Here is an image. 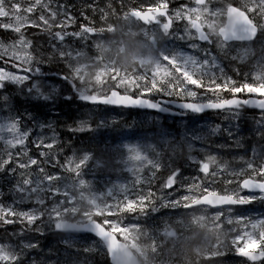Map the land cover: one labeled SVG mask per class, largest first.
Wrapping results in <instances>:
<instances>
[{"label":"snow or ice","instance_id":"1","mask_svg":"<svg viewBox=\"0 0 264 264\" xmlns=\"http://www.w3.org/2000/svg\"><path fill=\"white\" fill-rule=\"evenodd\" d=\"M195 6L187 4L172 9L169 0H158L152 6H148L146 10L133 8L124 13L125 18H134L145 25L161 26L162 33L167 36L185 37V33L190 37H195L200 44H208L215 36L220 46L227 42L235 40L249 41L255 40L253 30L257 34L264 32V0H242L239 7L229 4L223 12L214 11L210 5L212 0H193ZM95 9V5H87ZM39 11L38 20L40 23L29 20V16ZM47 12L48 15H44ZM85 19H88L86 13H81ZM0 17H14L15 23H2L0 28L15 32L17 36L12 39L10 44H0V60L14 61L13 67H18L24 74H14L9 71L0 70V85L6 80L27 81L30 73L33 71V64L37 65L42 59L36 58L28 49L33 48V42L28 40L22 29L25 25L29 27H42L44 31L50 33L52 48L59 54L61 60L68 65L69 72L65 75V79L72 77L73 83L77 85V81L81 85H85V81L89 77L85 73H90L91 79L98 81L101 86L100 90L96 88L81 89V96L88 97L93 102L116 104L120 106H147L152 108L156 101L145 98L150 97L153 93H159L162 96L179 98H192V102H184V108L192 111H199L195 98L198 93L189 88V85L195 86V89H203L212 93L216 99L208 100L207 107L215 110L227 109L238 101H250L252 99L264 101V67L260 64L255 65L252 73V81L247 79L243 82H237L233 78L223 79V82L209 77L205 79L198 75L199 69L195 66L192 70L181 68L180 64L170 56L162 55L160 61L155 67L149 71L126 72L115 65H109L102 58L96 55H90L85 51L91 45L89 41L93 34L103 33L114 29V25L109 24L106 28L96 29L89 25H81L79 31H68L71 23L75 20V16L70 10V6L61 3L60 0H31L26 6L17 3L16 0H0ZM60 17H64L63 20ZM177 22H186L182 31L173 34L174 25ZM53 28H60L61 31L52 32ZM73 41L83 42V47H74ZM250 43V41H249ZM95 46L98 43L95 42ZM191 47L192 45L189 44ZM204 57L214 56L215 53L211 48L207 52L202 53ZM88 57L87 61H83L82 57ZM150 73V74H149ZM107 81L112 83L108 85L107 91H103V86ZM123 86L124 91L119 89ZM135 91V95L133 94ZM229 92L232 98H222L219 93ZM244 93L245 97H239L238 94ZM259 93L260 95H256ZM171 106V100L162 101ZM11 139L7 140V153L0 157V170L15 162L16 166L22 171L35 169L40 173L43 182L49 186V194L54 198L59 195L58 184L61 182V174L52 171L50 173L45 170V163L49 168H61L79 179L81 170L85 166L86 157L66 159L61 162L60 156L57 154V145L52 141H32L31 145L38 150V155H30L28 147L29 140L25 135H20L16 124H12L8 128ZM16 150V151H13ZM6 157V158H5ZM24 158H27L25 161ZM136 161V171L140 182L129 193L126 198H122L114 204H102L92 213L90 221L94 218H103L95 220V229L98 235L107 243L110 254L114 253L118 247V241L123 237L129 236L134 229H139L138 225L131 227L125 226L121 220L125 216H141L147 215L150 210L157 207L161 209H179L185 210L199 207L218 209L215 211V217L218 224H222L225 219L228 223L235 222L243 225L246 229L249 225L244 217L233 218L230 216L228 209L231 206L243 205L250 203L255 197H244L238 191H225L218 193L211 189L207 183H196L200 177H194L193 182L189 185H180L186 187L189 194L182 195L177 199H169L168 196L177 191L176 182L178 173L172 172L169 177L157 181L159 166L153 164L147 159L136 154L131 157ZM39 165V167H38ZM141 170L143 176H141ZM147 170V171H145ZM228 171L227 162L221 163L216 157H210L203 161L198 168V172L203 174V180L214 183L217 177ZM234 177H244L240 180H228V184L238 183L240 189H259L264 191V164H257L249 161L246 169L240 171L229 172ZM143 177H147L145 181ZM66 178L63 177L65 183ZM29 180L24 179V184L28 185ZM81 183H84L81 180ZM159 189V191H157ZM193 192H199L200 195H193ZM63 195L68 197L70 194L65 189ZM198 203L194 204L193 201ZM222 201V204L215 203ZM69 199L65 198L62 207H53L52 213L54 218L59 220L61 212L68 211L67 205ZM228 206V207H224ZM228 213L227 217L225 213ZM16 213L0 208V224H11L15 222ZM42 219L43 217H39ZM115 218V219H113ZM26 221L25 227H35L33 221L37 217L23 216ZM63 227V225H59ZM252 229H257L255 225H251ZM236 231V230H235ZM171 235V233H166ZM153 250L156 251V242L153 241ZM229 251H234L237 256L246 258L255 262L257 258L264 260V224H260L257 232L244 231L238 234L231 241V246L226 244L224 247L217 249L206 258L223 257ZM115 259V256H113ZM15 257L0 253V264H15Z\"/></svg>","mask_w":264,"mask_h":264},{"label":"trees","instance_id":"2","mask_svg":"<svg viewBox=\"0 0 264 264\" xmlns=\"http://www.w3.org/2000/svg\"><path fill=\"white\" fill-rule=\"evenodd\" d=\"M95 1L97 0H60L61 3L70 6V10L75 16V20L71 23L68 31H70V29L78 31L80 30L81 25H89L96 29L106 28L109 23L113 21L112 18H121V14H124L127 11L129 4L141 8L140 6L134 5V0L133 3L132 0H112L109 2V5L116 9L115 11H112L109 7L99 9L100 6H97ZM27 2L29 3L30 1ZM87 5H95V9L87 7ZM98 11L102 12L107 18V21L104 23L105 26L100 23L104 16ZM82 12L86 13L88 19L84 18V15L81 14ZM40 30L43 32L42 34H39ZM22 31L28 40H33V48H40L39 40L47 39V34L42 29L27 27L22 29ZM16 36L17 34L15 32L0 29V38L6 42H12V39ZM35 40H38V42ZM90 42L91 40L89 41V44H91ZM79 47H83V43ZM86 50H89L96 55L99 53L97 50L92 51L90 47L86 48L85 51ZM40 58L43 60L44 64L42 65L45 68L43 70L48 69L50 70V73H60L59 75H64V77L68 74L69 69L65 61L64 68L54 65L57 61L52 54V51L40 52ZM53 60V65H47L53 62ZM82 60L87 61L88 57H82ZM232 63L236 62H231L230 66ZM249 63L250 62L247 61L242 64H236L247 65ZM230 66L228 67V70H230ZM232 78L238 83L243 82L246 79L251 82L249 76L243 78L242 75L237 73H232ZM229 95H231V93L223 92V96ZM2 96H5L15 107L20 101L30 99L27 93L19 90L5 89L3 92H0V100L2 99ZM29 101L31 102V100ZM50 105L52 106V111L55 112L51 119L55 118V125H53V128L54 133L57 136V154L60 156L61 162L65 161L72 152H87L90 153V157L88 161L85 162V166L81 170L79 179H77L74 174H70L59 167L53 169L45 165L46 171L49 172L52 170L60 173L62 175V181L63 177L66 178L65 185L68 187V192L70 194L69 198L72 200L67 206L69 209L68 212L73 213L75 216H81L85 213L91 217L92 213H94L100 205L114 204L122 199L119 197L117 198V201H113V197L106 194L108 188L104 187L103 183L108 184L112 182L114 176L120 172L118 170L119 156L117 154V146L120 144L119 142L127 136L139 137L141 134L140 126L129 124L124 127L118 123V119L121 117L118 118L117 111L108 108L93 109L86 104L78 102L75 98L69 100L57 98L52 101ZM36 108L42 118L49 116V110L46 109L45 104L38 103ZM129 116L132 117V114H123V118L126 117L125 119L127 121ZM77 121H85L87 122V125L83 128H79L76 126ZM120 122H123V119ZM251 127H255L260 134V141L255 137L250 138L248 141H245V146H241L240 149H234L231 146L229 149L231 153H236V150H243L244 153H264V123L256 121L251 122ZM155 175H157V181H153V183H159V181H161L160 174L158 173ZM143 179L146 181L147 177ZM81 180H83L84 183H81ZM201 182L206 183L205 180H197V183ZM12 189L13 187L11 183L8 185H0V205L4 206L6 209L9 207L7 203H11L13 198V193L10 192ZM132 189L133 188H131L129 192ZM157 191H159V189H157ZM198 194L200 193L198 192ZM32 205V199H29L28 201L22 202V204H15L13 210L27 213ZM197 212L198 210H185L183 208L173 210L157 207L154 210H150L147 215H129L123 217L122 220L127 222L126 219H130V223H133L132 225L139 226V229H135L133 231L134 235H130L129 238L140 247V242L145 241V239L151 240L154 238V240L159 243L163 240L162 222L166 220L175 221L178 218L187 220L189 218V213L194 214ZM94 219L102 220L103 218ZM148 222H151V225L146 227ZM1 225L2 224H0V228H3L2 230H8L6 228L7 226ZM25 225L26 223H23L22 226L24 229H27L28 227H25ZM60 240H64L65 244L62 245ZM43 244H47V246L53 250L52 253H50V257L43 258L40 256L37 258L32 256L27 259L25 264H46L48 261L47 259L56 258L60 253L62 255L60 264H109L102 246L91 237H63L52 233L51 236H47L46 241ZM152 252L153 251L150 250L145 252L146 255L142 259L143 264H161L163 260L165 262L168 260H175L176 262L184 261V256L189 257L192 255L190 250H185L184 252L178 250L165 252L164 249L156 248V252L154 254H152ZM16 264H22V261L18 260Z\"/></svg>","mask_w":264,"mask_h":264},{"label":"rangeland","instance_id":"3","mask_svg":"<svg viewBox=\"0 0 264 264\" xmlns=\"http://www.w3.org/2000/svg\"><path fill=\"white\" fill-rule=\"evenodd\" d=\"M122 1H129V0H122ZM141 1V5L145 6L143 4V2H147L148 0H140ZM175 0H169V3L172 4L174 3ZM190 3L187 4L189 6H195L193 0H189ZM109 0H100L95 2V4L97 6H102L101 9H103V7H109L110 10L115 11V7H112L111 5H109ZM153 3H157L158 0H152ZM212 2L217 3V4H211L210 7L216 11V12H222L224 11V6L225 4H227L226 0H212ZM184 5V4H182ZM181 6V5H180ZM174 6H171L172 9ZM179 7V6H177ZM176 7V8H177ZM224 8V9H223ZM102 16L103 13L98 11ZM40 15V12L38 13L37 16L32 17L31 15L29 16V20L31 21H35L36 23H40V21L38 20V17ZM44 15H48L47 12H44ZM61 19V18H60ZM11 20H13V23H15V18L13 17ZM63 20V18L61 19ZM113 21H111L109 24L114 25V29L109 31H105L103 32V34L110 38L111 40L117 41V40H124L126 41V48H128L129 51L124 50L123 53H115L116 56L111 55L110 53H108L109 55V65H115L116 67H118L119 69L126 71V72H135L137 70H139L138 68L143 69V71H148V70H152L156 63L160 61V58L162 55H167L170 56L172 59L176 60L181 68H186L188 70H192L193 67L195 66L196 68L200 69L201 67L203 69H206L207 71L213 72V68L215 67V65H219L218 61L220 62H227V59L229 58V54L227 53H237L240 54L241 56H246L247 52H250L249 48H240V47H232V48H226L225 46H220L216 41H215V50H211L212 52L215 53L214 56H208L209 60L206 59V57H204L202 55V53L207 52L205 49H200L198 48L195 43H192L193 40H195V37H190L188 36L187 33H185V37L184 39L188 42L190 41L192 46H188L190 47V50H179L178 48V41L176 40L175 43L172 44V46L174 48H170L168 47L167 49L164 48H159L158 47V40L162 39L163 36H165L162 33V28L161 26H156V25H147L146 27H138L137 29L133 30V26L128 23L126 20L122 19V18H112ZM107 21V18L104 16L103 20L100 21L101 24L104 25V23ZM186 22H177L175 24V30H177V32L182 31L184 28ZM27 26V25H25ZM60 28H53L52 31H56L59 30ZM44 31V30H43ZM61 31V29H60ZM126 32V33H125ZM39 33H43L41 30L39 31ZM46 34H48L49 32H46ZM264 35V32H261ZM127 35V36H126ZM148 35V39L145 40V38ZM141 37V39H140ZM169 36H166L165 39H168ZM183 39V41H185ZM33 41V40H32ZM38 42V40H36ZM41 42V43H40ZM40 43V48L37 49L39 52H50L52 50H54L51 46L52 41L45 39V40H39ZM2 44V43H0ZM111 43H106L105 41H103V43H98V46L100 47H104L105 45H110ZM90 48L92 49V51L96 50L95 45L90 44ZM264 45V44H263ZM44 46V47H43ZM116 44L113 45V48H116ZM81 48V47H79ZM108 50L111 49V47H107ZM137 49V51H135ZM150 51H152L154 54H151ZM0 52H3V49H0ZM86 52H88L90 55H96L95 53L90 52L89 50H86ZM264 54V53H263ZM97 56V55H96ZM57 62L54 64V60L53 62L47 64V65H55L58 67H63L64 68V60H56ZM210 61V62H209ZM133 63H137V66H135ZM259 63H264V56L263 57H259L257 58V60L247 64V65H237L236 63H232V65L230 66V71L231 72H235L237 74L242 75L243 78L248 77L252 72H253V68L255 67V65L259 64ZM3 64L4 67L0 65V70H4V71H9L12 72L14 74H24L22 72L21 69H19L18 67L15 69V67H13V64H10V62L8 61L7 63L5 62V60H3ZM67 66V65H66ZM31 75H29V78L27 79V81H16V80H6L5 82H10V83H15L17 85H21V84H25L28 87H32L35 89L36 93H40L41 91L47 92V93H51L53 92L55 89L58 88L60 82L58 81H53V78L55 75L60 76L58 73H50V70H47L44 72V75H41L39 73L38 69H34L33 71L30 73ZM49 74V75H48ZM37 75V76H36ZM48 75V76H47ZM55 76V77H57ZM71 80L73 81V79L71 78ZM88 81L85 82V85H81L79 81H77V85L79 87H81L82 89L84 88H97L99 87V90L101 89V86L98 85V81H94L91 82V78L88 79ZM106 80V84L103 86V91H106V89H108V85L111 84V81H107V77H105ZM64 83L63 81L61 82V86H63ZM76 85V86H77ZM2 85H0L1 87ZM76 87V91L81 93V89L79 87ZM123 87V86H122ZM200 92H204L203 89H200ZM5 102V98L2 97V99L0 100V105H3ZM25 108H30V104L26 103L25 104ZM30 113H31V108H30ZM146 113H135L136 117H140L141 115H145ZM28 119V123L30 124L29 130L34 132V139L35 141L40 140V141H55L54 136L50 133V128H47L46 126L40 127L38 126L35 129V123L36 121L30 117L28 115L27 117ZM16 119L13 116H10V114H0V142H2L3 144H7V140L11 139V136L8 132V128L10 125H12L13 123L16 124L17 128L19 129L18 123L15 122ZM81 123L80 122H76V126L80 127ZM20 135H24L20 130H19ZM131 153L139 154L140 152L137 151V148L131 147L129 148ZM225 150L227 151V153L230 152V150L228 148H225ZM205 157H203L204 161L210 157H212L211 155H208L206 153H204ZM203 161H198L199 165H201ZM79 222H84L83 219L79 220ZM260 224H264V221H256L253 223L249 224V228L246 230L248 232H255V229L251 228V225H256L257 228H259ZM249 229L251 231H249ZM6 245H1L0 244V253H4L7 255L12 256V254H10V251ZM10 248V247H9Z\"/></svg>","mask_w":264,"mask_h":264},{"label":"water","instance_id":"4","mask_svg":"<svg viewBox=\"0 0 264 264\" xmlns=\"http://www.w3.org/2000/svg\"><path fill=\"white\" fill-rule=\"evenodd\" d=\"M247 106L252 108H261L262 103L257 100H250L246 103ZM217 204H222V201H216ZM81 232L90 233L100 239L108 251L107 243L98 235L95 224H90L86 226L79 227ZM109 253V251H108ZM110 261L112 264H137L136 260L133 258L132 254L124 247V245L118 243L117 249H115L114 253L110 254ZM115 256V259L113 258Z\"/></svg>","mask_w":264,"mask_h":264},{"label":"bare ground","instance_id":"5","mask_svg":"<svg viewBox=\"0 0 264 264\" xmlns=\"http://www.w3.org/2000/svg\"><path fill=\"white\" fill-rule=\"evenodd\" d=\"M97 1H100V0H97ZM97 1H95V2H97ZM102 8V6H100L99 7V9H101ZM110 32V31H109ZM126 33V32H125ZM127 36V35H126ZM111 38V37H110ZM36 41V40H35ZM41 43V42H40ZM44 47V46H43ZM41 52V51H40ZM61 60V59H60ZM62 61V60H61ZM50 68V67H49ZM56 73V72H55ZM54 74V73H53ZM59 74V73H58ZM49 75V74H48ZM47 75V76H48ZM55 75V74H54ZM37 76V75H36ZM55 76H57V75H55ZM54 76V77H55ZM153 108H149V107H138V108H136L135 109V113H148L149 111H151ZM27 126H29L30 127V124L28 123V119H27Z\"/></svg>","mask_w":264,"mask_h":264}]
</instances>
